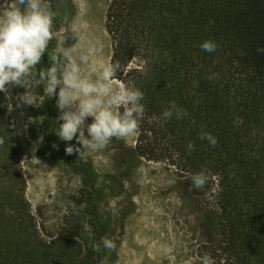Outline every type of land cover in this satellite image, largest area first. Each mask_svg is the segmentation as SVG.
I'll use <instances>...</instances> for the list:
<instances>
[{
	"label": "trees",
	"instance_id": "1",
	"mask_svg": "<svg viewBox=\"0 0 264 264\" xmlns=\"http://www.w3.org/2000/svg\"><path fill=\"white\" fill-rule=\"evenodd\" d=\"M104 28L121 65L116 79L145 94L135 146L112 142L132 154L133 168L144 157L189 180L205 170L220 229L215 264H264V0H109ZM206 39L214 52L200 47ZM172 102L187 115L153 120ZM58 123L49 121L50 134ZM30 130L0 92V264H39L45 246L21 167L37 145ZM205 132L215 146L200 138ZM93 227L91 242L112 232Z\"/></svg>",
	"mask_w": 264,
	"mask_h": 264
},
{
	"label": "rangeland",
	"instance_id": "2",
	"mask_svg": "<svg viewBox=\"0 0 264 264\" xmlns=\"http://www.w3.org/2000/svg\"><path fill=\"white\" fill-rule=\"evenodd\" d=\"M108 2L67 0L71 15L61 23L53 50L59 41H64V46L77 45L71 31L73 24L87 26L88 33L92 25L103 43V50L97 52L94 59L99 62L110 57L109 37L104 28ZM10 3L11 0H0V11ZM52 52L49 49L42 56L37 69L49 66L48 54ZM24 91L21 86L10 87L7 97L14 118L26 130L32 129L29 134L37 140V145L30 149L31 156L22 160L21 167L26 179L25 195L39 238L45 244L41 249L42 257H38L39 264L49 261L62 264H202L201 258L206 253L214 259V238L220 235V229L214 220L213 191L194 188L192 180L180 177L164 162L142 157L143 162L132 169L130 181L123 182L125 192L116 196L106 191L105 198L100 202L98 199L95 204L99 217L90 222L95 215L86 211V206L90 205L83 199L95 196L96 200L97 193L90 195L88 190L82 189V177L71 166L73 154L67 155L64 151L66 143L76 144V141L64 142L61 148L52 147L55 142L62 141L49 133V121L57 120L59 115L55 98L44 99L40 85L30 89L39 105L17 107L16 97ZM135 142L136 136L125 141L129 148H133ZM79 156L84 167L89 164L96 172L95 189L105 184L106 174L120 175L125 171L132 158L131 153L112 141L103 151L85 150ZM37 158L47 168L38 169L34 167L39 165L25 163V159L34 161ZM109 185L115 187L110 181ZM130 207L133 211L125 216L121 226L119 215ZM94 223L111 229L115 250L104 249L101 241L91 242ZM93 244H100L99 252L93 251Z\"/></svg>",
	"mask_w": 264,
	"mask_h": 264
},
{
	"label": "clouds",
	"instance_id": "3",
	"mask_svg": "<svg viewBox=\"0 0 264 264\" xmlns=\"http://www.w3.org/2000/svg\"><path fill=\"white\" fill-rule=\"evenodd\" d=\"M53 5L54 0H11L10 5L0 11V92L7 97L10 87L21 86L25 91L16 97V106L39 105L30 89L42 85L44 99L55 98L59 110L58 138L64 142L76 141V144L66 143L67 155H82L85 150L103 151L114 138L126 141L138 135L145 115L142 103L145 94L134 83L116 79L121 67L119 61L113 62L111 57L99 62L94 59L96 53L103 50V43L90 38L87 26L73 24L71 31L77 45L64 46V41H59L48 54L49 66L37 71L36 66L58 35ZM200 47L214 52L217 45L206 39ZM174 114L177 119L187 115L172 102L153 120L166 121ZM200 138L211 146L217 143L207 132ZM3 143L0 137V145ZM52 147L58 146L53 144ZM187 148L191 152L193 143L189 142ZM25 163L39 165L34 167L38 169L47 168L38 158L25 159ZM206 182L203 169L192 176L196 189H202ZM101 244L109 252L116 248L115 241L107 236L101 237ZM92 249L99 252L100 244H93ZM201 260L202 264H215L207 253Z\"/></svg>",
	"mask_w": 264,
	"mask_h": 264
},
{
	"label": "flooded vegetation",
	"instance_id": "4",
	"mask_svg": "<svg viewBox=\"0 0 264 264\" xmlns=\"http://www.w3.org/2000/svg\"><path fill=\"white\" fill-rule=\"evenodd\" d=\"M67 5H68L67 0H54L53 6H54V10L56 12L55 24H56L57 31L59 30L61 23H63L71 15V10L69 9V7ZM54 43L55 42L53 40V42L50 43V45H49V49H51L52 51H53V48L55 46ZM57 127H58V125H57ZM61 146L63 147L65 145H63V143H62ZM71 166H72V169L74 171H76L82 177V180H83V188L82 189L85 191L88 190V193L90 195L97 193L96 200H94L95 196L94 197L92 196L91 198L88 197L86 199H83L85 204L90 205V206H86V208H85L86 211H88L91 215H95V217H93L90 220V222H93L92 220L96 221L97 217H99V216H97V214L95 212V204L98 201V199L100 202V201H102L103 198H105L106 195L104 193L106 191H108V194L112 193L116 196H119L125 192L123 182L124 181H130L131 171H132L133 166H134V161L130 160L129 163L127 164V169L125 171L120 172V175H113V173L106 174L104 176L106 179L105 184L102 186H99V188H97V189L94 188L97 176L95 177L94 174H92L90 172L88 164H86V167H84L82 160L79 158V155L76 153L73 154ZM109 181L113 182V184H115V187L110 186ZM132 211H133V207H130V209H128L127 211H124L122 214L119 215V222L121 223V226H122V223H123L125 216L127 214H130ZM103 226H104V229H106L107 231H111V229L108 226H105V225H103ZM92 228H94L93 225H92ZM109 234H110V232L108 233V235ZM92 237H94V234ZM108 237L110 238V235Z\"/></svg>",
	"mask_w": 264,
	"mask_h": 264
},
{
	"label": "bare ground",
	"instance_id": "5",
	"mask_svg": "<svg viewBox=\"0 0 264 264\" xmlns=\"http://www.w3.org/2000/svg\"><path fill=\"white\" fill-rule=\"evenodd\" d=\"M94 11H95V9H94ZM95 15H96V14H95ZM89 32H90L89 34H90V38H91V39H93V40H95V39H99V40H100V36H99V34L97 33V31H96V29H95L94 27L92 28V25H91V27H90ZM124 141H125V140H124ZM163 206H164V205H163ZM169 215H170V214H169ZM162 229H163V228H162ZM158 231H159V230H158ZM168 234H169V233H168ZM168 234H167V235H168ZM168 236H169V235H168ZM149 255H150V254H149ZM154 255H155V254H154ZM167 255H168V254H167ZM163 256H164V255H163ZM163 256H162V257H163ZM166 258H167V256H166ZM166 258H165V259H166ZM155 259H156V257H155ZM160 259H162V258H160ZM165 259H164V260H165ZM156 260H157V259H156ZM156 260H154V261L156 262ZM171 260H172V259H171ZM171 260H170V261H171ZM154 261H153V262H154ZM167 261H168V260H167ZM160 262L162 263V261H160ZM146 263H147V262H146ZM169 263H170V262H169ZM163 264H164V262H163ZM165 264H166V263H165Z\"/></svg>",
	"mask_w": 264,
	"mask_h": 264
}]
</instances>
